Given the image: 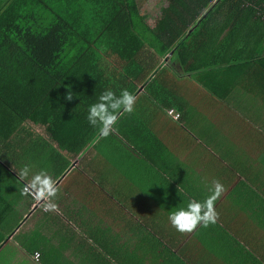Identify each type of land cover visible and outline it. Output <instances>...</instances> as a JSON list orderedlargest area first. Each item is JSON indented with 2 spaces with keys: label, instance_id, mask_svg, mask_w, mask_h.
<instances>
[{
  "label": "crops",
  "instance_id": "1",
  "mask_svg": "<svg viewBox=\"0 0 264 264\" xmlns=\"http://www.w3.org/2000/svg\"><path fill=\"white\" fill-rule=\"evenodd\" d=\"M248 31L236 28L243 59L180 72V121L155 109L150 132L128 115L126 134H97L78 152L28 127L7 140L0 264H264V42L262 58H253ZM37 175L51 188L43 179L34 184ZM213 180L223 186L215 222L176 231L169 213L203 201ZM23 185L45 196L34 199Z\"/></svg>",
  "mask_w": 264,
  "mask_h": 264
},
{
  "label": "trees",
  "instance_id": "2",
  "mask_svg": "<svg viewBox=\"0 0 264 264\" xmlns=\"http://www.w3.org/2000/svg\"><path fill=\"white\" fill-rule=\"evenodd\" d=\"M143 1L0 0V148L28 127L60 150L81 151L98 134L86 120L88 106L106 89L136 97L133 111L116 119L114 136L126 131L128 115L150 132L155 109L180 121V72L243 59L235 48L241 24L253 58H264V0H166L153 24Z\"/></svg>",
  "mask_w": 264,
  "mask_h": 264
},
{
  "label": "clouds",
  "instance_id": "3",
  "mask_svg": "<svg viewBox=\"0 0 264 264\" xmlns=\"http://www.w3.org/2000/svg\"><path fill=\"white\" fill-rule=\"evenodd\" d=\"M73 98V92L69 89L65 94L66 100ZM136 97L127 89H121L116 95L111 89L104 90L96 101L88 106L86 120L88 124L97 128L101 137H106L114 130L117 115L121 112L129 113L133 111ZM28 171L25 166L20 170V175L24 176ZM43 183L51 188L52 181L47 177L37 175L33 177L34 184ZM223 186L219 181L213 180L209 189L210 195L203 201L190 199L185 207L177 208L168 215V221L178 232H191L197 225L206 227L209 223H214L216 212L213 208V200L220 194ZM54 189L48 194L51 195Z\"/></svg>",
  "mask_w": 264,
  "mask_h": 264
},
{
  "label": "rangeland",
  "instance_id": "4",
  "mask_svg": "<svg viewBox=\"0 0 264 264\" xmlns=\"http://www.w3.org/2000/svg\"><path fill=\"white\" fill-rule=\"evenodd\" d=\"M166 5V0H144L141 6V11L149 15V18L147 20L149 23L153 24L155 20L160 16L161 8ZM5 175L8 174L5 173Z\"/></svg>",
  "mask_w": 264,
  "mask_h": 264
},
{
  "label": "built area",
  "instance_id": "5",
  "mask_svg": "<svg viewBox=\"0 0 264 264\" xmlns=\"http://www.w3.org/2000/svg\"><path fill=\"white\" fill-rule=\"evenodd\" d=\"M170 114L173 113L172 110L169 111ZM174 118L178 117V113L173 115ZM24 190L29 193L30 195H32V197H34V199H39L40 196L44 197L45 196V191L44 192H40L38 190L33 189L30 185H24ZM34 257L36 260H39L40 257V253L39 252H35Z\"/></svg>",
  "mask_w": 264,
  "mask_h": 264
},
{
  "label": "water",
  "instance_id": "6",
  "mask_svg": "<svg viewBox=\"0 0 264 264\" xmlns=\"http://www.w3.org/2000/svg\"><path fill=\"white\" fill-rule=\"evenodd\" d=\"M168 59L166 58L164 62H166Z\"/></svg>",
  "mask_w": 264,
  "mask_h": 264
}]
</instances>
